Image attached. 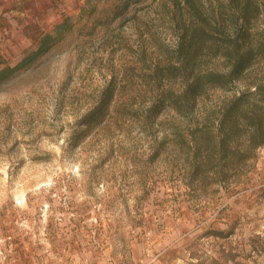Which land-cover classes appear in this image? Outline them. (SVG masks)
Returning a JSON list of instances; mask_svg holds the SVG:
<instances>
[{
  "label": "rangeland",
  "instance_id": "1",
  "mask_svg": "<svg viewBox=\"0 0 264 264\" xmlns=\"http://www.w3.org/2000/svg\"><path fill=\"white\" fill-rule=\"evenodd\" d=\"M170 3L0 0V69L48 39L0 85V264H264V147L226 185L187 180L191 128L245 84L208 90L188 114L149 111L182 90ZM253 26L264 36V11Z\"/></svg>",
  "mask_w": 264,
  "mask_h": 264
},
{
  "label": "trees",
  "instance_id": "2",
  "mask_svg": "<svg viewBox=\"0 0 264 264\" xmlns=\"http://www.w3.org/2000/svg\"><path fill=\"white\" fill-rule=\"evenodd\" d=\"M225 4H220V10L205 11L201 0H171L170 5L182 13V24L170 69L180 78L182 90L170 98L163 95L149 110L156 111L167 103L177 113L188 114L208 90L229 91L236 82L245 84L244 90L222 103L212 121L205 117L204 122L191 128L189 137L194 152L191 160H186L190 185H202L208 180L219 186L228 184L236 177L231 174L243 169L255 157L256 150L264 147V74L258 81L247 80L256 65H264V36L253 28V21L264 11V1L228 0ZM47 41L45 38L37 51L17 66L1 68L0 85L44 52ZM213 61H220L222 69H214ZM111 93L108 86L95 110L86 115L89 122L82 125H89L94 116L108 107ZM231 233L214 231L212 236L227 238ZM258 250L254 246L251 249ZM238 256L226 253L223 260L228 262Z\"/></svg>",
  "mask_w": 264,
  "mask_h": 264
}]
</instances>
